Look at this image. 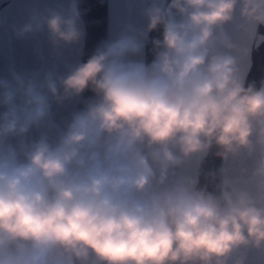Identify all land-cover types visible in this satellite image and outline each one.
<instances>
[{
    "label": "clouds",
    "instance_id": "1",
    "mask_svg": "<svg viewBox=\"0 0 264 264\" xmlns=\"http://www.w3.org/2000/svg\"><path fill=\"white\" fill-rule=\"evenodd\" d=\"M19 3L0 29L52 62L0 75V264H264V0H139L63 71L80 0Z\"/></svg>",
    "mask_w": 264,
    "mask_h": 264
},
{
    "label": "water",
    "instance_id": "2",
    "mask_svg": "<svg viewBox=\"0 0 264 264\" xmlns=\"http://www.w3.org/2000/svg\"><path fill=\"white\" fill-rule=\"evenodd\" d=\"M80 10L82 13L85 36L83 39L82 51L75 49H64L60 60L55 61L60 71L64 70V65L74 63L77 60L85 61L91 55L97 44L108 38L110 30L118 23H132L143 26L145 23L139 14V0H80ZM0 17H7L10 20L22 18V8L19 0H0ZM264 33V26L259 28ZM151 37H159V32H153ZM33 41H21L11 38L6 32L0 29V75H6L10 65H15L18 71H31L39 68L45 61L52 62L46 44H42L40 56L35 51ZM151 44L145 48V59L152 60ZM246 81H255L257 86L261 79H264V44L254 48L250 53V63L247 66ZM93 94L85 91L77 100L65 102L60 108L54 106L57 117L62 118L70 111L82 107V102ZM215 151V149H213ZM221 165L219 158L211 153L202 165V172L215 171ZM200 183L208 184L212 190V184L207 181L204 175L200 177Z\"/></svg>",
    "mask_w": 264,
    "mask_h": 264
}]
</instances>
